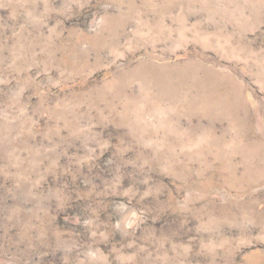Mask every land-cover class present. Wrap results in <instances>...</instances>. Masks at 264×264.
Returning <instances> with one entry per match:
<instances>
[{"label":"rangeland","instance_id":"obj_1","mask_svg":"<svg viewBox=\"0 0 264 264\" xmlns=\"http://www.w3.org/2000/svg\"><path fill=\"white\" fill-rule=\"evenodd\" d=\"M0 264H264V0H0Z\"/></svg>","mask_w":264,"mask_h":264}]
</instances>
